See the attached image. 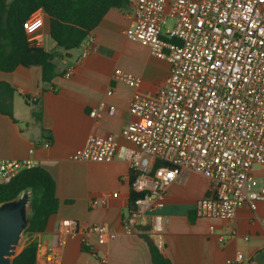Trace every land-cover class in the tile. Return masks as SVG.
I'll list each match as a JSON object with an SVG mask.
<instances>
[{"label":"built area","instance_id":"2783aa9c","mask_svg":"<svg viewBox=\"0 0 264 264\" xmlns=\"http://www.w3.org/2000/svg\"><path fill=\"white\" fill-rule=\"evenodd\" d=\"M130 3L134 24L126 35L168 61L169 75L157 95L136 93L132 100L129 111L134 119L122 135L134 147L120 145L111 135L91 134L72 159L129 163L131 191L140 196L122 219L126 234L165 231L160 211L169 188L183 173L201 174L212 184L210 194L197 201L198 217L231 221L245 204L255 211L264 199L253 173L254 165L264 164V0ZM45 18L44 10L38 9L24 22L30 44L39 46ZM170 19L173 25L167 28ZM90 34L82 44V57L97 49ZM112 79L134 88L141 85L139 78L121 70ZM113 93L111 88L108 94ZM90 115L98 118L99 110ZM33 166L30 158L0 161V184ZM61 230L66 237H80L94 255L98 246L117 238L107 224L80 226L73 219L63 220ZM47 258L58 264L53 253ZM242 259L239 253L228 263L239 264ZM101 261L107 263V257Z\"/></svg>","mask_w":264,"mask_h":264},{"label":"crops","instance_id":"0c3cea01","mask_svg":"<svg viewBox=\"0 0 264 264\" xmlns=\"http://www.w3.org/2000/svg\"><path fill=\"white\" fill-rule=\"evenodd\" d=\"M132 11L129 3L125 9L112 8L107 13L90 34L97 49L87 57H82L83 46L67 55L57 50L46 15L39 46L61 54L55 60L57 76L52 83L43 82L40 66L0 71V100L12 106L13 115L0 111V161L30 158L35 166L48 170L57 185L58 212L45 232L33 236L39 245L36 264H51L49 253L58 258V264H153L147 240L172 264H229L239 253L243 254L239 264H256L255 257L264 251V199L255 211L246 204L241 206L231 221L198 217L197 201L210 194L212 184L201 174L183 173L169 188L160 211L165 231L130 235L122 226L131 206L129 163L72 159L91 134L111 135L120 145L134 147L122 135V129L134 119L129 111L132 100L136 93L157 95L169 75L168 61L126 35L134 24ZM116 70L139 78L140 87L113 80ZM5 84L14 89L12 98ZM111 88L114 93L109 95ZM94 110H99L98 118L91 117ZM253 173L264 191V164L254 165ZM65 219L80 226L107 224L117 238L98 246L94 255L83 247L80 237L63 235L61 222ZM220 236L224 242L219 241ZM102 256L107 263L101 261Z\"/></svg>","mask_w":264,"mask_h":264},{"label":"trees","instance_id":"16d2710c","mask_svg":"<svg viewBox=\"0 0 264 264\" xmlns=\"http://www.w3.org/2000/svg\"><path fill=\"white\" fill-rule=\"evenodd\" d=\"M129 3L130 0H0V71L13 72L19 66H40L45 84L52 83L57 76L55 60L61 54L30 44L24 30V22L38 9H43L50 18V37L57 50L67 55L82 46L112 8L125 9ZM8 89L12 98L15 91ZM0 111L13 116L12 106L2 104V100ZM56 188L53 176L41 166L23 169L11 182L0 184V204L30 192L32 218L24 232L29 239L13 264H36L39 245L33 236L45 232L51 217L58 212L60 202ZM139 196L131 192V203ZM147 243L153 264H172L157 245L150 240Z\"/></svg>","mask_w":264,"mask_h":264},{"label":"water","instance_id":"95a60500","mask_svg":"<svg viewBox=\"0 0 264 264\" xmlns=\"http://www.w3.org/2000/svg\"><path fill=\"white\" fill-rule=\"evenodd\" d=\"M32 218L30 192L0 204V264H13L21 236ZM256 264H264V251L255 257Z\"/></svg>","mask_w":264,"mask_h":264},{"label":"rangeland","instance_id":"374dc122","mask_svg":"<svg viewBox=\"0 0 264 264\" xmlns=\"http://www.w3.org/2000/svg\"><path fill=\"white\" fill-rule=\"evenodd\" d=\"M172 25H173V21L170 19V20L168 21L166 27L169 28V27H172ZM26 238H27V235L23 233L22 236H21L20 243H19V246H20V247L22 246L23 249H24V247H25V245H26Z\"/></svg>","mask_w":264,"mask_h":264},{"label":"bare ground","instance_id":"6f19581e","mask_svg":"<svg viewBox=\"0 0 264 264\" xmlns=\"http://www.w3.org/2000/svg\"><path fill=\"white\" fill-rule=\"evenodd\" d=\"M22 249H23V248H22V246H21V247H20V246H18V247H17V251H16V252H17V253H19V252H20Z\"/></svg>","mask_w":264,"mask_h":264}]
</instances>
